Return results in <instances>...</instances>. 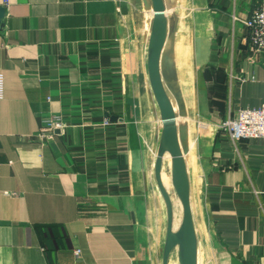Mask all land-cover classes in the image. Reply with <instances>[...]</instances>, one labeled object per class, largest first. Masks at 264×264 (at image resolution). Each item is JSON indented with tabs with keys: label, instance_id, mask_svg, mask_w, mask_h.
I'll list each match as a JSON object with an SVG mask.
<instances>
[{
	"label": "crops",
	"instance_id": "crops-1",
	"mask_svg": "<svg viewBox=\"0 0 264 264\" xmlns=\"http://www.w3.org/2000/svg\"><path fill=\"white\" fill-rule=\"evenodd\" d=\"M260 2L164 0L161 77L188 167L198 264H264V140L218 128L263 102L264 51L245 25ZM0 7V264H163L152 1ZM54 114L65 128L41 135Z\"/></svg>",
	"mask_w": 264,
	"mask_h": 264
},
{
	"label": "water",
	"instance_id": "water-1",
	"mask_svg": "<svg viewBox=\"0 0 264 264\" xmlns=\"http://www.w3.org/2000/svg\"><path fill=\"white\" fill-rule=\"evenodd\" d=\"M153 23L149 40L148 70L151 87L162 119L161 138L155 162V176L167 208V235L163 264H169L171 253L178 247L179 264H198V239L191 206V188L187 162L180 144L176 112L161 77V55L167 38V19L164 0H151ZM6 16L0 7V26ZM113 121L117 119L112 116ZM166 153L172 160V183L182 203L183 219L178 230L173 229V202L162 180V166Z\"/></svg>",
	"mask_w": 264,
	"mask_h": 264
},
{
	"label": "built area",
	"instance_id": "built-area-1",
	"mask_svg": "<svg viewBox=\"0 0 264 264\" xmlns=\"http://www.w3.org/2000/svg\"><path fill=\"white\" fill-rule=\"evenodd\" d=\"M6 3L9 0H4ZM248 28V38L251 47L259 52L264 51V0L245 21ZM232 77H234L232 75ZM243 79V78H241ZM66 123L61 114H54L45 119L40 133L43 136H52L56 131L65 128ZM218 128L227 132L233 141L244 138H259L264 140V99L260 106L241 108L235 116L225 119ZM82 250H75L76 258L81 257Z\"/></svg>",
	"mask_w": 264,
	"mask_h": 264
},
{
	"label": "rangeland",
	"instance_id": "rangeland-1",
	"mask_svg": "<svg viewBox=\"0 0 264 264\" xmlns=\"http://www.w3.org/2000/svg\"><path fill=\"white\" fill-rule=\"evenodd\" d=\"M173 101H175V105H177V98H173ZM182 109H179V111H181ZM183 113H181L180 115L182 116ZM162 122V119H161ZM169 156L170 157V166H168V178H166V180L164 179L163 183L165 185V187L167 188V190L169 191V194L171 196L172 202H173V229L177 230L182 222L183 219V207H182V203L176 193V190L173 186L172 183V160H171V156L169 153H166L165 157H164V161H163V166H162V180H163V171L166 168V163L165 159L166 157ZM167 169V168H166ZM166 171V170H165ZM197 221V225H198V229L199 232H201L202 235V222H200L201 220H196ZM171 264H178V260H177V248H175V250L172 252L171 255ZM201 264H207L206 260H201Z\"/></svg>",
	"mask_w": 264,
	"mask_h": 264
}]
</instances>
